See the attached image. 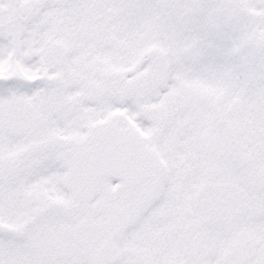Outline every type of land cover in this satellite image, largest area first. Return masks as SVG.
I'll return each instance as SVG.
<instances>
[{
    "label": "snow or ice",
    "instance_id": "1",
    "mask_svg": "<svg viewBox=\"0 0 264 264\" xmlns=\"http://www.w3.org/2000/svg\"><path fill=\"white\" fill-rule=\"evenodd\" d=\"M0 264H264V0H0Z\"/></svg>",
    "mask_w": 264,
    "mask_h": 264
}]
</instances>
